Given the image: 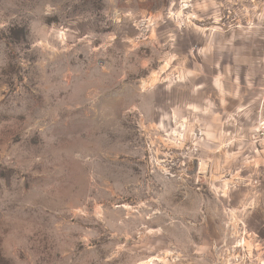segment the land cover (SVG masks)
<instances>
[{
  "label": "rangeland",
  "instance_id": "rangeland-1",
  "mask_svg": "<svg viewBox=\"0 0 264 264\" xmlns=\"http://www.w3.org/2000/svg\"><path fill=\"white\" fill-rule=\"evenodd\" d=\"M264 0H0V264H264Z\"/></svg>",
  "mask_w": 264,
  "mask_h": 264
},
{
  "label": "built area",
  "instance_id": "built-area-1",
  "mask_svg": "<svg viewBox=\"0 0 264 264\" xmlns=\"http://www.w3.org/2000/svg\"><path fill=\"white\" fill-rule=\"evenodd\" d=\"M256 136H257L256 140L258 142H262V145L264 147V114L262 110H260L258 114V128H257Z\"/></svg>",
  "mask_w": 264,
  "mask_h": 264
}]
</instances>
